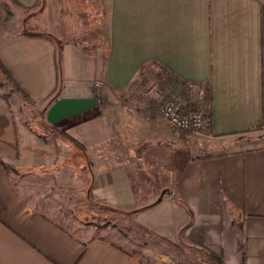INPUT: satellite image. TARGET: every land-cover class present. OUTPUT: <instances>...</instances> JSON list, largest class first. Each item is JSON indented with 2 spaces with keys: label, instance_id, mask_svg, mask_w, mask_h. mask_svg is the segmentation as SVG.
Segmentation results:
<instances>
[{
  "label": "crops",
  "instance_id": "0c3cea01",
  "mask_svg": "<svg viewBox=\"0 0 264 264\" xmlns=\"http://www.w3.org/2000/svg\"><path fill=\"white\" fill-rule=\"evenodd\" d=\"M13 1L25 11L38 2ZM90 3L101 9L104 46L29 37L23 30L32 22L18 12L16 33L0 45V64L24 96L45 106V123L89 163L84 185L85 171H73L56 186L93 207L135 210L157 235L185 238L221 264H264V146L232 140L264 132V0ZM151 65L208 87L201 136L219 151L206 158L189 150L190 140L159 114L131 106L125 97ZM20 129L0 93V162L17 169L39 161L19 142ZM59 166L57 175L69 169ZM21 179L0 164V264H155L123 237L75 229L65 210L58 223L45 209L54 201L22 191Z\"/></svg>",
  "mask_w": 264,
  "mask_h": 264
},
{
  "label": "rangeland",
  "instance_id": "374dc122",
  "mask_svg": "<svg viewBox=\"0 0 264 264\" xmlns=\"http://www.w3.org/2000/svg\"><path fill=\"white\" fill-rule=\"evenodd\" d=\"M90 2L91 0H38L32 10L25 11L13 0H0V45L16 33L18 23L15 20L18 12L24 17L27 16L26 21L30 19L29 22H32L31 26L24 28L23 33L46 34L57 43L72 41L91 48L104 46L101 9L99 5L91 6ZM166 72L161 68L156 72L152 65L145 67L137 77L139 80H136L135 88L125 97L131 106L141 110L148 109L158 114L160 106L166 100L178 99L184 103L183 100L176 98L177 94L171 95L170 87L163 84L168 76L163 75ZM206 88V85L194 86L191 101L198 102V105L203 107L201 102L207 95ZM200 90L204 92L202 98L199 96ZM0 93L11 101L18 127L25 129V133L19 130V142L26 141L29 144L30 153L41 161L40 164L38 161V164L19 169L2 161L4 167L22 178V191L27 192L33 189L35 192L38 191V194H34L35 196L39 195L44 200L54 201V203H48L50 208L45 209L53 212L50 214L55 221L58 223L64 221L61 212L65 210L66 215L73 220L75 229L80 225H92L100 229L103 236L111 239L123 237L130 244L131 249L145 251L148 261L154 260L155 264H221L218 258L213 259L208 251L185 238L171 244L163 240L155 232L140 224L135 210L93 207L86 199L79 201L77 197L74 198L73 190L70 188L57 187L56 184L68 180L73 175V171H85L81 173L82 185H84L89 169L86 156L81 155L78 148L74 147L64 134L45 123V106H37L25 97L5 76L1 68ZM202 111L208 112L204 109ZM203 130L198 134L182 131L179 134L190 140L189 150L194 148L195 152L201 156L215 154L219 151L215 148L217 144L213 141L212 143L207 137H202ZM232 140L244 148L262 147L264 132L257 130ZM62 143L68 144L69 152L66 147L60 145ZM65 161L69 169L65 168L57 175L61 171L60 163ZM60 175H62V181L58 179ZM53 205H58L59 208H54ZM70 205L73 207L71 208Z\"/></svg>",
  "mask_w": 264,
  "mask_h": 264
},
{
  "label": "built area",
  "instance_id": "2783aa9c",
  "mask_svg": "<svg viewBox=\"0 0 264 264\" xmlns=\"http://www.w3.org/2000/svg\"><path fill=\"white\" fill-rule=\"evenodd\" d=\"M204 92L199 91L202 98ZM185 104L178 99L166 100L158 110L159 116L165 120L170 127L191 134L200 133L206 126L208 112L206 111H187L184 110Z\"/></svg>",
  "mask_w": 264,
  "mask_h": 264
},
{
  "label": "trees",
  "instance_id": "16d2710c",
  "mask_svg": "<svg viewBox=\"0 0 264 264\" xmlns=\"http://www.w3.org/2000/svg\"><path fill=\"white\" fill-rule=\"evenodd\" d=\"M24 34L29 36V37H42L43 36L42 34H38V33H24ZM0 68L3 71V73L5 74V76L14 84L16 89H18L21 92V90L18 88V86L15 84L13 79L10 77L8 72L4 69V67L1 64H0ZM163 70H165V69H163ZM165 71H167V70H165ZM165 74H166V76L167 75L168 76H167V79L163 82V84L165 83L166 87H170L171 95L174 96L175 94H177L178 96L176 95L177 96L176 98H179V99L184 101V103H185V107H184L185 112H187V111H199V110H202V109L209 111L210 94H209V91H208V87L206 88L207 95H206L205 98L202 99L203 102H201L203 107H201V106L198 105L199 104L198 102H192L191 101L192 92L194 90V86L202 87L201 85L192 84L190 82L182 80L179 77L174 76L170 72H166L163 75H165ZM59 91H60V88H59L58 92L56 93V95L53 96V98L51 99V102L53 100H55V98L58 96ZM68 140H69L70 143L74 144V142L71 141L69 138H68ZM205 157L207 158V157H210V156H205ZM0 164L4 166L3 162H0ZM159 237L162 238L163 240H166L170 244L173 243V242L167 240L166 238H163L161 236H159ZM203 250L208 251L205 248H203ZM208 253L211 255V257L213 259H217V257L212 252L208 251Z\"/></svg>",
  "mask_w": 264,
  "mask_h": 264
}]
</instances>
